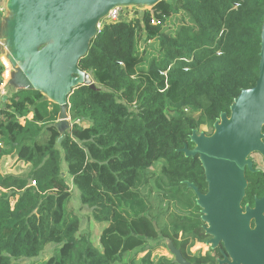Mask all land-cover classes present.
<instances>
[{
	"label": "trees",
	"instance_id": "16d2710c",
	"mask_svg": "<svg viewBox=\"0 0 264 264\" xmlns=\"http://www.w3.org/2000/svg\"><path fill=\"white\" fill-rule=\"evenodd\" d=\"M263 22L264 0H163L142 24L105 25L78 62L96 90L84 84L68 96L77 123L60 142L57 103L33 89L9 94L0 110V158L14 154L31 170L25 178L0 175V264H38L23 261L51 244L59 248L40 264H119L127 255V264H137L140 252L165 241L190 264H217L218 250L190 252L210 237L188 186L204 195L207 184L198 157L182 150H193L192 134L203 125L213 132L241 91L255 86ZM63 174L92 220L106 224L101 252L79 235ZM245 180L241 207L264 197V171L253 166ZM150 183L160 211L143 195ZM150 256L141 264H154ZM156 264L177 263L162 257Z\"/></svg>",
	"mask_w": 264,
	"mask_h": 264
},
{
	"label": "water",
	"instance_id": "95a60500",
	"mask_svg": "<svg viewBox=\"0 0 264 264\" xmlns=\"http://www.w3.org/2000/svg\"><path fill=\"white\" fill-rule=\"evenodd\" d=\"M24 1L27 14L16 35L22 52L50 34L57 41L56 46L43 55L32 81L45 82L44 78L48 77L54 83L50 93L60 106V119L54 125L62 133L60 142L63 134H70L77 123L69 119L68 96L84 84L96 90L86 77L77 85L73 82L86 75L78 70V62L95 36L96 21L115 5L147 3L154 6L163 0ZM259 59L255 86L241 91L230 107L229 116L221 114L213 125L212 136H198L194 132L190 138L194 149L182 150L185 157H198L204 171L207 193L200 194L192 184L188 187L197 197L212 248L222 245L224 259L219 264H264V198L255 200L253 209L246 207L245 214L241 209L247 187L245 170H253L248 157L253 153L264 157V22ZM179 264L190 263L181 257Z\"/></svg>",
	"mask_w": 264,
	"mask_h": 264
},
{
	"label": "rangeland",
	"instance_id": "374dc122",
	"mask_svg": "<svg viewBox=\"0 0 264 264\" xmlns=\"http://www.w3.org/2000/svg\"><path fill=\"white\" fill-rule=\"evenodd\" d=\"M171 1V0H167ZM128 5V4H127ZM138 7L149 10L152 5L147 3L136 4ZM12 6L10 5V0H0V9L2 10L0 14V33L4 34L3 39L5 40L4 45H0V69H3V72H7L9 80L10 88L16 91L17 89H29L30 84L28 83V79L32 80V75L34 74V70L41 62L43 55L50 49H53L56 46V39L53 35H47L38 41L35 45L29 46L25 52H22L18 40L14 37L11 39L8 36L9 33V23L11 18V12L9 8ZM7 33V34H6ZM14 33V32H13ZM17 35V33H16ZM139 47L140 49H142ZM7 63V65L4 63ZM36 61V63H33ZM4 65V66H3ZM87 81L89 83H93V80L89 75H85ZM88 83V82H85ZM49 100V99H48ZM215 130L213 127V132L210 131L208 127L205 125L201 126L200 130L196 133L199 135H204L206 137H210L214 134ZM9 161L6 168H4L6 172V176L12 177H20L25 178L30 173L31 167L22 164L21 162L15 160L12 154L9 155ZM249 161L251 163H255L257 168L261 171H264V157L261 154H254L249 156ZM159 167H153L151 171L155 174H158ZM62 171L65 173L66 165H62ZM63 178L68 186V190L72 192L71 199L69 201V208L72 213L79 219L80 221V230L79 235L87 234L88 239L92 246L96 248L99 252H101V246L99 244V238L101 231L105 228L106 224L95 223L91 218V210L85 206L80 204L79 193L72 187L71 181L68 176L63 174ZM143 195L149 200L150 204L153 207L154 212L160 211V199L157 197L156 190L153 187V184L150 185L143 190ZM161 218V217H160ZM162 220V219H161ZM252 226V225H251ZM253 228V227H251ZM59 248L55 245H48L45 250L44 254L40 256L37 260H25V263H33L36 262L38 264L45 261L48 255L53 253L54 249ZM151 250V260L156 264L160 258H166L169 261H174L175 263L179 264V260L181 259V255L178 250L174 249L171 244L167 241L158 247L157 249H151L148 247L140 252L136 256L137 264H141L142 259L147 255V253ZM213 248L210 243V239L204 243L195 242L193 247L190 249V252L197 256V255H206L208 253L211 254ZM129 256L127 255L126 258L119 264H127Z\"/></svg>",
	"mask_w": 264,
	"mask_h": 264
},
{
	"label": "crops",
	"instance_id": "0c3cea01",
	"mask_svg": "<svg viewBox=\"0 0 264 264\" xmlns=\"http://www.w3.org/2000/svg\"><path fill=\"white\" fill-rule=\"evenodd\" d=\"M10 5L12 6L11 8H9V10L11 12L10 13L11 18L9 19L10 20V23H9L10 28H9V33H8L7 37L14 39V37L16 38V33H17L18 29L24 23V20H25L26 14H27V5H26V2L24 0H10ZM1 21H0V25H1ZM3 36H4V34L0 33V45L1 44L4 45L5 40L3 39ZM0 60H1V58H0ZM4 63H5V61H4ZM5 64L7 65V63H5ZM4 76H5V78H8L7 72H3V69H0V110L4 108V106L7 102L8 95L15 92L13 89L10 88L11 86L9 85V80L7 81V79H5ZM29 89H31V88H29ZM17 90H19V89H17ZM5 97H6V99H5ZM86 125L87 124H82L83 127H85ZM3 147H4V145H3ZM12 155L15 158V160H17L16 156H14V154H12ZM9 158H10L9 155H5V156H2L0 158V175H2V176H6V172H5L4 168H6V166L8 165ZM26 166H29V165H26Z\"/></svg>",
	"mask_w": 264,
	"mask_h": 264
},
{
	"label": "built area",
	"instance_id": "2783aa9c",
	"mask_svg": "<svg viewBox=\"0 0 264 264\" xmlns=\"http://www.w3.org/2000/svg\"><path fill=\"white\" fill-rule=\"evenodd\" d=\"M150 10V9H149ZM147 9L138 7L136 4H120L113 6L105 15L101 16L95 23V35H97L105 25L116 23V22H132L138 20L142 24V17L147 12ZM2 10L0 9V14ZM151 24L157 25L154 19L151 20ZM147 41L145 44L150 43ZM145 44H142L141 51L145 48ZM141 48V46H140ZM68 103H66V108L68 110ZM70 119V118H69ZM3 148V143L0 142V149ZM32 186L35 183H31Z\"/></svg>",
	"mask_w": 264,
	"mask_h": 264
},
{
	"label": "bare ground",
	"instance_id": "6f19581e",
	"mask_svg": "<svg viewBox=\"0 0 264 264\" xmlns=\"http://www.w3.org/2000/svg\"><path fill=\"white\" fill-rule=\"evenodd\" d=\"M33 63H36V61H34ZM44 79H45V82H42V81L33 82L31 79H27V80H28V83L30 84V88L36 89L37 91L41 92L47 99L57 102V100L53 96H51V93H50V88L51 86L54 85L53 81L48 77ZM84 80H85V76L83 75L79 79H75L73 82L77 85L78 83L83 82Z\"/></svg>",
	"mask_w": 264,
	"mask_h": 264
},
{
	"label": "flooded vegetation",
	"instance_id": "af4514ba",
	"mask_svg": "<svg viewBox=\"0 0 264 264\" xmlns=\"http://www.w3.org/2000/svg\"><path fill=\"white\" fill-rule=\"evenodd\" d=\"M254 154H259V153H253L252 155H254ZM251 156V155H250ZM262 156V155H261ZM263 157V156H262ZM248 159H249V157H248ZM252 164V169H253V166H255V169L256 170H259L258 168H257V166L255 165V163H251ZM247 170V169H246ZM245 170V171H246ZM249 171V170H248ZM249 172H251V171H249ZM252 172H253V170H252ZM245 197V196H244ZM264 198V197H263ZM244 199V198H243ZM260 199H262V198H260ZM255 200H259V198H255L254 199V203L252 204V205H250V204H248V205H245L244 207H241V209H242V211L244 212V210H245V208L246 207H249V208H251V209H253L254 208V204H255ZM243 201V200H242ZM241 204H242V202H241ZM244 214H245V212H244ZM250 225H252L251 227H255V225H254V221H251L250 222ZM219 251L220 252V254H221V258H217V264H219V262L220 261H222L223 259H224V257H223V250H222V245H219L217 248H215V249H213L212 250V252H211V255L212 256H215L216 255V251ZM208 254H210V253H208ZM207 255V254H206ZM203 256H205V255H203Z\"/></svg>",
	"mask_w": 264,
	"mask_h": 264
}]
</instances>
